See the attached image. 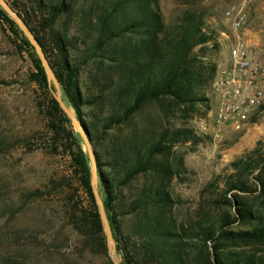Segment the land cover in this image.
I'll return each mask as SVG.
<instances>
[{"label": "trees", "instance_id": "trees-1", "mask_svg": "<svg viewBox=\"0 0 264 264\" xmlns=\"http://www.w3.org/2000/svg\"><path fill=\"white\" fill-rule=\"evenodd\" d=\"M6 1L39 41L62 99L90 138L98 191L120 262L257 264L256 253L244 245L264 243V215L238 193L247 188L243 181L229 182L223 199L229 210L214 222L178 223L173 213L169 185L182 162L173 163L171 151L193 134L164 122L202 101V86L215 68L208 51L217 39L205 31L202 13L186 8L167 23L159 0ZM71 12L72 33L66 26ZM0 22L31 59L29 79L46 94V129L51 136L61 135L69 152V177L75 180L70 222L89 248L108 258L82 139L52 96L33 46L1 7ZM258 184L264 192V177ZM234 224L243 229H233Z\"/></svg>", "mask_w": 264, "mask_h": 264}, {"label": "rangeland", "instance_id": "rangeland-1", "mask_svg": "<svg viewBox=\"0 0 264 264\" xmlns=\"http://www.w3.org/2000/svg\"><path fill=\"white\" fill-rule=\"evenodd\" d=\"M236 1L159 0L165 22L191 8L202 13L205 31L217 39L208 51L209 63L215 68L202 86V101L176 111L169 122H164L168 128H188L193 134V138L177 142L171 151L173 163L182 162L169 185L178 223L214 222L229 210L223 199L229 182L235 180L246 184L245 191L238 192L241 197L258 206L264 215V192L259 193L258 184L264 177V0H254L241 28L250 57L262 66L259 83L263 103L240 131L222 127L215 135L212 124V81L229 57L230 41L221 33H233L223 12ZM66 26L72 33V12ZM32 71L28 54L0 22V264H113L109 256L89 248L70 222L68 210L75 200V180L69 177V152L61 135L51 136L46 129V94L30 81ZM233 192L236 190L226 197ZM78 194L86 201L83 193ZM123 223L128 225V218ZM232 228L243 226L234 224ZM244 249L255 252L257 264H264V243L244 245ZM116 257L122 260L119 252Z\"/></svg>", "mask_w": 264, "mask_h": 264}, {"label": "built area", "instance_id": "built-area-1", "mask_svg": "<svg viewBox=\"0 0 264 264\" xmlns=\"http://www.w3.org/2000/svg\"><path fill=\"white\" fill-rule=\"evenodd\" d=\"M254 0L230 3L223 12L224 21L233 33H221L229 39L227 65L217 71L212 81L215 135L222 127L240 131L249 124L263 103L259 83L262 66L250 57L248 42L241 28L248 18Z\"/></svg>", "mask_w": 264, "mask_h": 264}, {"label": "water", "instance_id": "water-1", "mask_svg": "<svg viewBox=\"0 0 264 264\" xmlns=\"http://www.w3.org/2000/svg\"><path fill=\"white\" fill-rule=\"evenodd\" d=\"M0 7L14 20V22L17 24L19 29L22 31L24 36L29 41V43L33 46L34 50L36 51L39 57L42 68L44 70L46 80L51 89L52 96L54 97L58 106L61 108L64 114L69 118V120L71 121L73 125V128L79 133L80 137L82 138L84 142L85 149H86L89 163H90V186H91V190H92L95 203L98 208L102 227L105 233L107 253L113 264H122L121 262L118 261L116 257L115 241H114L112 231H111L108 219H107L103 201L98 191L96 157H95V154L91 146L90 138L85 128L83 127L81 121L75 116L74 112L68 108V106L62 99L61 88L57 80V77L54 74L48 62V59L42 49V46L40 45L39 41L36 39L34 33L29 29V27L26 25L23 19L16 13V11H14V9L10 7V5L8 4L6 0H0Z\"/></svg>", "mask_w": 264, "mask_h": 264}]
</instances>
